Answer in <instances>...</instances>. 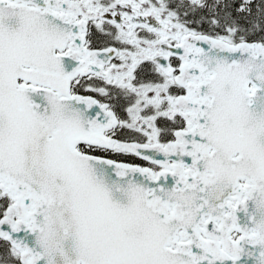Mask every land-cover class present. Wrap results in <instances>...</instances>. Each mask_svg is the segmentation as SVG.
I'll return each mask as SVG.
<instances>
[{
	"label": "snow or ice",
	"instance_id": "6c2138e0",
	"mask_svg": "<svg viewBox=\"0 0 264 264\" xmlns=\"http://www.w3.org/2000/svg\"><path fill=\"white\" fill-rule=\"evenodd\" d=\"M0 264H264V0H0Z\"/></svg>",
	"mask_w": 264,
	"mask_h": 264
}]
</instances>
